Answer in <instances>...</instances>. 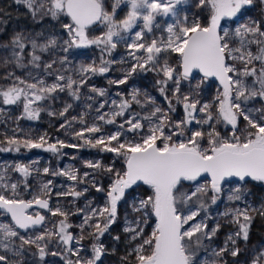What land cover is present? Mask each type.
I'll return each instance as SVG.
<instances>
[{
  "label": "snow or ice",
  "instance_id": "obj_1",
  "mask_svg": "<svg viewBox=\"0 0 264 264\" xmlns=\"http://www.w3.org/2000/svg\"><path fill=\"white\" fill-rule=\"evenodd\" d=\"M18 4H24L30 10L33 17L39 15L60 19L61 16L70 18V23H63L62 27L68 34V39L62 43L56 36L46 39L45 43H38L34 37L17 33L9 44L0 45V48L10 53L5 58V63H14L23 67L25 56L30 57V63L39 67L41 55L50 49L60 47L64 53L73 48H84L92 45L103 46V51L109 54L117 47L118 41L124 40L122 33L131 32L139 20L143 21L141 31L135 33V40L127 44L130 55L136 61L127 70L122 79L110 81L115 84H126L128 78L138 71H156L161 73L163 79L157 81L159 91L168 101V111L155 106L149 116V126L145 133V125L138 119V114L128 113V118L118 125V130L94 138H85V132L101 133L99 125H92L75 136L84 139V143L92 147H100L101 151L114 153L122 157L125 167L123 171H114L113 167H104L103 171L113 173L114 180L107 190L108 201L103 208L90 207L84 213L83 223L79 225L81 235L75 238L69 231L73 225L67 222L69 213L59 207L50 208L49 199L41 196L33 197L32 200L19 198L16 193L17 184H0L5 189L10 188L12 196L0 194V213L10 216V223H0V264H13V260L7 253L11 252L16 257L22 255L26 246H34L39 258L44 260L47 255H63L61 252L47 251L48 242L54 237L65 246V252L76 257L68 259L67 264H100L101 257L106 254L103 243L99 242L105 232L116 222L118 204L125 197L126 190L138 186L140 183L151 189V194L142 196L137 201L133 197L132 210L139 214L131 224L135 226L124 229L131 233L130 240L139 241L132 247L128 256H133L135 264H227L224 255L238 257L241 249L237 247V241H248L249 229L253 219L250 212H259L264 215V207L260 209H231L224 213L232 217V223L237 225V230L227 237L225 245L219 250H211V259H204L201 253H207L209 249L204 241H211L219 230V224L209 229L205 222L207 210L210 205L217 204L221 198L226 184L232 181L236 186L227 196L229 201H240L247 192V184L251 181L264 182V19L252 20L242 23L230 34L227 28L221 26V21L234 19L243 9L258 3L264 8V0H197V7L207 8L210 19L206 25L201 24L199 18H193L189 22L187 15L178 19L175 24L167 26L168 36L166 39H152L145 43V30L151 32L158 15H177L176 6L183 0H112L111 11L106 6V0H15ZM127 4L129 10L123 19L116 18L117 8L121 4ZM93 25H103L106 29L102 35L90 38L88 29ZM115 38V39H114ZM31 45V51L25 53V49ZM256 46V51L252 46ZM134 50V51H131ZM143 50L146 55L138 56L137 52ZM174 52L179 56L176 67L170 65L166 58L161 62L162 52ZM68 60L65 55L60 59L63 64ZM113 61L101 60L97 66L94 62L81 65L79 81L57 75L59 82L44 86L41 80L38 83H27L25 80L15 77V81L5 89L0 90L3 104L15 105L23 103L24 116L30 120L39 118L41 109L33 107V104L44 100L52 93L64 91L65 88L72 90L71 95L79 99V88L87 83L88 74H104L110 68ZM236 62L242 67L238 68ZM259 66L257 67V64ZM57 63L53 60L45 67L51 69ZM151 65V67H149ZM194 72L202 73L203 78L196 82L195 87L188 93L181 91L182 81L195 79ZM51 74V73H49ZM13 74H10V76ZM251 77L249 84L245 78ZM209 78H215L222 85L215 97L216 107L212 102L201 103L197 89ZM169 82L172 88L169 89ZM20 85H24L21 87ZM76 86L73 89V86ZM100 96L105 91L92 88ZM171 91L172 97L183 105L185 116L179 121H172L169 112L175 111L172 99L166 94ZM138 90H133L131 98L122 99L112 104L117 110L109 115L104 113L98 116L101 121L115 124L117 117H124L133 103L141 104ZM147 102L155 105V100L145 97ZM259 101L261 107H249L250 101ZM107 103V101H105ZM199 106V107H198ZM71 105H67L59 115L64 116ZM101 104L99 108H103ZM99 108L97 111H99ZM3 110L0 109V112ZM202 114V115H200ZM55 115V113H50ZM107 117V119H106ZM155 117L156 122L152 123ZM75 119V117L73 118ZM241 119L246 127L240 128ZM81 122H83L81 120ZM195 122L197 125H209L210 130H190L189 126ZM224 123L231 126L229 135L222 136L213 126ZM127 125V127H125ZM65 127V125H61ZM168 129L169 131H165ZM135 133L133 139H127V135ZM124 137V139H122ZM180 137H184L180 139ZM206 141V146L202 142ZM115 142V143H113ZM0 144L6 146L0 148L4 152H19L21 147L25 149H42L56 153L63 147H77V145L65 144L63 141L48 143L45 136L37 139L18 138L13 135L0 140ZM59 145V148L58 146ZM88 168L101 169L99 161L86 163ZM14 170L21 173L25 178L31 174L30 165L18 164ZM44 174H49L50 169L45 167ZM53 176H65L71 181L83 183L89 176L85 172L83 177L78 176V170L68 169L63 171H51ZM4 179L0 175V181ZM49 180L43 185L42 195L50 197ZM92 186L97 191L104 189L97 185ZM87 191L71 190L57 193L58 196L80 197ZM41 209H47L52 216L63 217L51 229H44L41 234L34 238L21 235L19 230L25 233L29 229L43 225L45 215L29 213L33 205ZM205 215L202 216L201 214ZM155 217L154 227L145 235V228ZM200 217L199 220L197 218ZM85 226L91 229L88 236L97 241L92 245V255L83 258L79 249L72 247L74 239L77 243L84 239ZM119 240L120 237H114ZM16 240L19 243H16ZM231 245V248L229 247ZM128 256L122 258L128 264ZM251 264H264V252L256 255Z\"/></svg>",
  "mask_w": 264,
  "mask_h": 264
},
{
  "label": "rangeland",
  "instance_id": "obj_2",
  "mask_svg": "<svg viewBox=\"0 0 264 264\" xmlns=\"http://www.w3.org/2000/svg\"><path fill=\"white\" fill-rule=\"evenodd\" d=\"M111 4L112 0H106V6L109 11H111ZM196 4L197 0H183L182 4L176 6L177 15H158L153 30L151 32L145 30L143 42L150 43L152 39H157L159 42L162 38L166 39L168 36L166 31L167 26L175 24L178 19L185 15L189 17V22L193 18H199L201 24L206 25L210 19V13L207 8L197 7ZM128 10L129 6L126 3L121 4L117 8L116 18L123 19ZM249 19H264V8L258 3H255L253 6L243 9L236 18L222 20L221 26L227 28L231 34L236 27L242 23H247ZM70 22V18L66 16H61L60 19H53L47 16L41 18L39 15L33 17L30 10L24 4H18L15 0H0V45L9 44L17 33L34 37L40 44L45 43L47 38L54 35L62 43L69 38L62 24ZM142 28L143 21L139 20L131 32L122 33L125 39L118 41L117 47L110 54L103 51V46L97 45L78 49L73 48L68 53H64L60 47L50 49L43 53L37 51V54L41 55L39 67L29 62V56H25L23 59V67L11 62L6 64L4 62L5 58L9 57L10 53L0 48V90L16 82L15 77H19L27 83H37L38 87L41 86L38 83L41 80L44 82V86L51 85L55 82L65 84L66 80H56L57 75H64L66 78L71 76L72 79L79 81L81 78L79 73L81 65H88L94 62L99 66L101 60L113 61L109 65L110 70L107 73L88 74L87 83L79 88V99L71 95L72 90L65 88L64 91H57L47 96L46 99L34 103L33 107H39L41 109L39 118L36 120H30L26 117L21 118L24 116L22 102H17L15 105H5L3 104L2 97H0V109L3 110L0 112V140H4L5 137H11L13 135L21 139H37L40 136H45L48 143H56L59 140L68 145H77V147L60 148L56 153L47 151V145L42 149H25L21 147L19 152L0 151V175L4 176L0 184L11 185L12 183H16V193L19 195V198L32 200L33 197L41 196L42 198L49 199L50 208L55 209L59 207L62 211L68 212L67 222L73 225L69 231L77 239L81 235L79 225L83 223L84 219V213L78 212L77 210L84 209L87 212L90 207L103 208L107 204V190L115 177L113 173L103 171V168L111 166L114 171H123L125 164L122 157H117L114 153L101 151L100 147H92L85 144L84 139L76 137L75 133L94 124L101 127V133L91 134L85 132L86 139L113 133L118 130V125L123 123L124 119L128 118V113L138 114L137 118L141 119V122L144 123L146 133L150 122L143 118L149 116L155 106L161 107L166 112L168 111V101L160 93V85L157 83L158 80L163 79L161 73L156 71H138L128 78L126 84L118 85L110 83V81L124 78L127 70L136 62L132 55L129 54L130 50L127 44L135 40V33L141 31ZM105 30L103 25H95L88 29V34L90 38H93L102 35ZM252 50L254 52L256 51L255 45L252 46ZM30 51L31 45L29 44L28 48L25 49V53ZM65 55L68 57V60L61 64L59 61ZM136 55L142 56L146 55V53L141 50ZM160 56L161 62L163 58H166L170 65L173 67L177 66L179 60L177 53L170 51L162 52ZM53 60L57 61V63H54L51 69H47L45 65L51 63ZM255 63L258 67L259 63ZM236 66L238 68L242 67L239 62H236ZM10 74L13 75L10 76ZM193 76L195 79L181 82V91L183 93H188L190 87L194 88L196 82L203 78V75L199 73ZM245 79L249 84L252 82L251 77ZM20 86L24 87V85ZM75 88L76 86L74 85L73 89ZM92 88L104 90L105 95L100 96L98 92L91 91ZM168 88H172L171 82H169ZM134 89L140 93L138 99H140L141 104L133 103L124 117L116 118L117 122L115 124H108L106 121L98 119V116L101 114L108 113L110 115L113 110H117L116 106L112 104L113 100L117 101V103L122 99L130 100L131 93ZM219 91H222L219 83L215 79L209 78L197 89L199 95L195 98H198L201 103L212 102L215 109V97ZM166 94L172 99V103L175 106V111L169 112L168 114L172 121H179L185 116L183 105L172 97L171 91H168ZM145 97L154 99L155 105L147 102ZM101 104L104 105L103 108H99ZM67 105H71L67 113L64 116L59 115ZM249 107L259 108L261 107V103L258 100L250 101ZM98 108L99 111H97ZM50 113H55V115H50ZM74 117L75 119H73ZM155 122L156 119L153 117L152 123ZM62 124L65 127L62 128ZM213 126L222 136L229 135L231 132V126L222 122ZM244 127H246V123L241 119L240 128L243 129ZM189 128L190 130H210L209 125H197L195 122ZM165 131L167 132L169 130L165 129ZM135 136V133H130L127 135V139H133ZM183 138L180 137V139ZM4 146L6 145L0 144V148ZM57 146L59 148V145ZM202 146H206V141L202 142ZM89 161H99L102 168H88L86 163ZM18 164L30 165L32 171L27 178L14 170V166ZM45 167L50 169L49 174H44L43 169ZM68 169L78 170V176L81 178L85 172L89 173V176L83 183H80L78 181H71L65 176L51 175V171ZM49 180L52 181L50 185V197H44L41 190L43 185ZM93 182H96L104 190L97 191L92 186ZM235 186V181L226 184L217 204L208 207L205 222L208 224L209 229L219 224V230L211 241H204L209 251L207 253L202 252L201 255L206 260L212 258V249L219 250L223 247L227 241V237L237 230V225L231 222L232 217L230 215H224L225 212L236 208L244 209L248 207L249 209H260L264 207V182H249L247 184V192L242 200L229 201L227 196ZM72 187H75L77 191H83V189L87 188V191L78 198L57 195V193L71 190ZM0 194L6 196L13 195L10 188L5 189L3 187H0ZM150 194L151 189L142 183L138 186H133L132 189L126 190L125 197L118 204L116 222L100 238L99 242L103 243L106 250V254L101 257L100 264H125L122 258L128 256V253L132 251V247L139 243V241L130 240L131 233L124 231L139 216L138 213L132 210L133 197L138 201L140 197ZM41 210L40 208L34 207L28 211L35 213ZM250 214L253 219L249 229V239L248 241H237L236 246L241 249L238 257H231L227 253L224 255V260L227 261V264H251L252 259L256 255L264 252V215H260L258 211L250 212ZM43 215L46 217L43 225L29 229L27 233L24 230H19L21 235L34 238L35 235L41 234L44 229L55 230L53 226L58 225L59 221L63 219L60 216H52L47 209L44 210ZM201 215L204 216L205 214L202 213ZM199 219L200 217L197 218V220ZM10 222L9 216L0 213V223ZM154 222L155 217L152 218L149 225L145 228V235L151 232L154 227ZM131 226L134 227L135 225L131 224ZM90 231L91 229L85 226L83 233L84 239L79 241V243L74 239L72 244L74 249L81 250L80 255L83 258H89L92 255V245L93 243H97L96 240L88 236V232ZM116 236H119L120 239L115 240L114 237ZM16 243L18 244L19 241L16 240ZM229 247L231 248L230 244ZM47 251L49 253L54 251L61 252L63 255L52 256L49 254L44 260H41L34 246H26L22 255L19 257H16L11 252L7 254L13 260V264H67L68 259H76L71 253L65 252V246L58 242L55 237L48 242ZM0 254H4L3 250H0ZM128 264H135L134 255L128 256Z\"/></svg>",
  "mask_w": 264,
  "mask_h": 264
},
{
  "label": "water",
  "instance_id": "obj_3",
  "mask_svg": "<svg viewBox=\"0 0 264 264\" xmlns=\"http://www.w3.org/2000/svg\"><path fill=\"white\" fill-rule=\"evenodd\" d=\"M221 25H222V24H221ZM196 73H198V72H194L193 75L196 74ZM199 74L203 75L202 73H199ZM211 79H215V78H211ZM215 80L219 83V81H218L217 79H215ZM219 85H220V83H219ZM220 86H221V88H222V85H220ZM34 207H36V208H40L38 205H35V204L33 205L32 208H34ZM30 209H31V208H30ZM30 209H29V210H30ZM37 213L42 214L41 212H37ZM9 217H10V216H9ZM37 227H38V226H37Z\"/></svg>",
  "mask_w": 264,
  "mask_h": 264
},
{
  "label": "flooded vegetation",
  "instance_id": "obj_4",
  "mask_svg": "<svg viewBox=\"0 0 264 264\" xmlns=\"http://www.w3.org/2000/svg\"><path fill=\"white\" fill-rule=\"evenodd\" d=\"M93 26H95V25H93ZM92 27V26H91ZM41 209V208H40ZM44 210H46V209H42L41 211H38V212H41L42 213V215H43V212H44ZM30 213V212H29ZM35 213H37V212H35ZM34 214V213H33Z\"/></svg>",
  "mask_w": 264,
  "mask_h": 264
}]
</instances>
